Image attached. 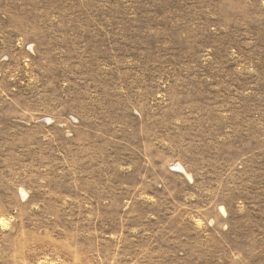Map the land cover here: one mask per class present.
<instances>
[{"label": "rangeland", "instance_id": "rangeland-1", "mask_svg": "<svg viewBox=\"0 0 264 264\" xmlns=\"http://www.w3.org/2000/svg\"><path fill=\"white\" fill-rule=\"evenodd\" d=\"M0 264H264V0H0Z\"/></svg>", "mask_w": 264, "mask_h": 264}]
</instances>
